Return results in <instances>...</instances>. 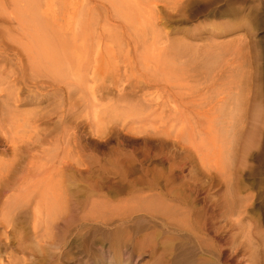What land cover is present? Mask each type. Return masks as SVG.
Returning a JSON list of instances; mask_svg holds the SVG:
<instances>
[{"label": "rangeland", "instance_id": "obj_1", "mask_svg": "<svg viewBox=\"0 0 264 264\" xmlns=\"http://www.w3.org/2000/svg\"><path fill=\"white\" fill-rule=\"evenodd\" d=\"M178 1L0 0V162L13 168L0 182L1 191L10 185L0 211L21 192H42L34 181L63 176L93 194L113 188L119 179L100 166L129 161L150 172L128 174L137 193L157 182L156 193L180 195L194 217L205 215L201 225L221 229L222 264L232 242L233 264H264V0H190L175 13ZM182 41L243 56L249 94L234 146L224 134L231 122L216 110L225 95L212 93L228 81L204 91L187 83L171 56ZM239 220L252 228L249 242ZM21 227L24 244L32 243V227ZM0 239V264L11 256L12 264H48L47 237L35 240H48L39 244L46 255L25 245L20 254L12 239Z\"/></svg>", "mask_w": 264, "mask_h": 264}, {"label": "bare ground", "instance_id": "obj_2", "mask_svg": "<svg viewBox=\"0 0 264 264\" xmlns=\"http://www.w3.org/2000/svg\"><path fill=\"white\" fill-rule=\"evenodd\" d=\"M189 2L190 0L178 1L174 5L176 8H172L173 12L178 13L181 10V5L184 6ZM172 48L174 49L171 50V56L173 55L174 60L180 62V68L182 65L183 68H186L185 80L187 83L193 85L198 84L200 87L203 86L202 91H204L208 88V84L213 85L214 83H219L224 78L228 81V83L226 82L228 87H225L226 85L224 84L217 85V88L212 90V93L216 91L217 95L214 93L216 99L221 95H225L223 100L217 102L219 103V108L217 107L216 110H219L220 113H218L222 114V118H227L226 120L228 121L230 120V128L228 127L229 130L224 134L230 135V137L227 135V138L232 137V141L235 138L236 131H238L237 126L242 121V115L246 112L244 111L246 107L245 101H247L249 94L245 87V66L243 67L244 64L238 66L242 60V54L238 51L229 50L231 47L229 49L222 48L216 42H212L208 47H200L197 44L193 45V43L182 41L180 45L178 43V46ZM168 63H170L169 60ZM119 83L118 81L117 84ZM189 94L192 95V92H189ZM10 96H6L8 100L6 102L7 104L4 103L6 108L10 106L8 104L10 102L9 100L14 97L13 94L12 97ZM239 135L240 133H237V136ZM235 139L232 143L231 141L228 142L229 139L227 141L228 144L231 143L232 145L235 143ZM227 146L229 147V145H226V152L229 155L231 154L230 152L232 150L230 151V149H232V146L229 149ZM229 157L231 158V156ZM90 165L93 166L94 164L90 163ZM79 166L84 168L82 163H79ZM88 166H86V169H88ZM0 167L1 182L5 177L10 176L13 168L12 165H5L3 162H0ZM94 169H90L91 172L89 173H92ZM99 170H104L103 174L106 173L105 176H114L119 181L115 183L112 180L115 183L112 184L113 188L103 187L102 191L99 190L95 194L91 193V191L88 192V190H82V188L75 184V180H65L66 178L64 179L63 176L62 178L61 176L58 177V179L54 178V181L49 178L50 181L47 182H43L46 179L36 181V183L34 181V186L29 184L34 189H43L42 192L37 193V190V194L35 195L21 192L22 195L18 196L20 198L14 201V203L7 201L3 204L4 206L0 211V224L5 225V227L3 226L5 231L2 232L0 227V237L4 238L3 241L12 239V242L14 241L15 243L14 247H16L13 250L22 248L20 250L21 254L25 245V240L23 242V236L21 237L23 228L25 227L22 226V228L21 225L26 224V227H32L34 231V238L32 237V239L34 242L32 241L30 243L31 245L28 244L32 247L25 245V248L31 250L29 254H34V250L38 252L39 248L45 250L43 252L44 254L48 248V253L46 252L48 264H140L141 262L143 264H222L221 256L223 253H221L222 251L218 245V240L222 233L221 229L216 227L217 225L210 227L206 226L205 223L201 225L200 223L202 222L200 220H205V215L202 216L200 214V217H194L195 215L192 214L193 211H190L188 207H183L185 202L183 203V200L181 201L182 198L180 195L176 193V195L174 193H170L172 195L169 193L168 195L156 193L154 190L157 189V182L148 184L147 182L141 181V183H147L148 190L147 192L141 191L137 193V183L134 185L127 179L129 177L128 174L141 173L147 177L150 172L146 171L143 167H137L132 162H119L118 160L110 164V166H100ZM87 171L89 169L83 172L87 173ZM105 176L103 175V177ZM27 185L28 183L21 184L22 188L20 189H25ZM74 186H77V189H73ZM2 187L8 190L10 185L6 186L4 184ZM126 187L131 189V191L124 193L118 192V190L120 191ZM227 187L230 189L231 184L229 183ZM105 188L108 190L107 193L103 191ZM2 191L0 189V199ZM229 195L231 196V194ZM233 211L235 210L231 206L229 211H227L229 218H233ZM240 221L239 224H241V230L244 235L242 236L249 242L253 238H251L252 228L250 229L244 220ZM41 226L44 227L43 229L45 230L43 232L46 231L45 233L39 231V228H42ZM44 236L52 241L46 245L45 241L48 240H42L44 245L48 246L46 249L43 247L44 245L39 246L41 240L39 244L36 242L37 239L44 238ZM209 236H212V239ZM1 245L2 242L0 239ZM235 245V242H232V253L227 256V264H233L234 262L233 254ZM35 255L37 254L35 253ZM146 258L147 261L144 262ZM8 259L9 264H12L14 257L11 256ZM22 260L24 258H21ZM15 261L17 260L15 259Z\"/></svg>", "mask_w": 264, "mask_h": 264}]
</instances>
